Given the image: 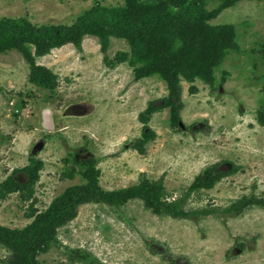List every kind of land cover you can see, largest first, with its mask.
<instances>
[{"label": "rangeland", "instance_id": "obj_1", "mask_svg": "<svg viewBox=\"0 0 264 264\" xmlns=\"http://www.w3.org/2000/svg\"><path fill=\"white\" fill-rule=\"evenodd\" d=\"M156 1L172 16L185 3ZM97 5L125 2L0 0V21L72 27ZM142 9L129 10L132 22ZM203 10L217 12L205 25L232 28L233 40L220 66L204 75L208 82L179 71L181 98L172 106H165L168 74L140 77L139 70L184 53L178 38L188 30L179 24L118 29L107 51L93 36L80 49L68 44L42 56L25 43L36 65L58 78L54 90L30 82L31 63L21 51L0 53V186L12 176L26 184L32 156L44 163L33 196L14 191L0 201L1 227L28 230L69 189L90 186L89 164L80 162H95L105 192L162 187L155 206L141 194L82 205L40 264H264V207L244 203L264 199V0H207ZM46 110L54 113V130L44 126ZM218 164L236 172L192 190ZM12 255L0 243V264H11Z\"/></svg>", "mask_w": 264, "mask_h": 264}, {"label": "trees", "instance_id": "obj_2", "mask_svg": "<svg viewBox=\"0 0 264 264\" xmlns=\"http://www.w3.org/2000/svg\"><path fill=\"white\" fill-rule=\"evenodd\" d=\"M125 7L119 8H103L101 5L93 7L79 17L77 22L72 27H36L27 19H4L0 21V53L8 50L17 49L21 51L31 63L30 82L32 84L54 90L57 87L58 78L47 68L36 65L32 58L30 47L25 46V43H32L36 46V52L42 56L48 54L52 49L62 48L65 45L73 44L78 49L81 48L85 37H97L104 51H107L110 42V37L113 35L119 36L118 29H127L129 32H134L137 28H151L156 23L167 24L175 23L184 26L186 34L180 33L179 42L182 43L184 53L173 58L165 53L161 59V63L155 62L143 69L139 70L140 77H148L155 73L168 74L171 82L172 94L169 100L165 101V106H172L175 100L181 98V90L179 87V71L191 73L192 80L197 76L204 78L211 72L212 67H219L223 61L224 50L231 46L233 35H228L231 31L227 26L210 28L205 25V21L212 17L213 14L207 13L203 8L207 0H184L183 9L177 11L176 16H172L168 12L169 6H164L165 3L156 0H123ZM179 0H174L177 7L181 5ZM224 3H236L238 0H219ZM170 5V6H171ZM144 8L136 22H132L128 17L129 10L134 7ZM180 28L178 25L174 28ZM142 38V35L138 39ZM220 53L219 57L215 56ZM214 69V68H213ZM195 77V78H194ZM204 79L208 82V76ZM150 110H154L152 107ZM177 111V110H176ZM180 111V110H179ZM179 111L175 113L174 125L179 126L181 121ZM153 113L146 112L141 115V120L146 121ZM259 122L264 126V104L258 112ZM81 164H89V171L86 173V179H91L93 183L87 187H76L69 189L62 197L53 203L51 209L46 214H41L38 217L35 225L25 231L13 232L5 227L0 226V243L5 245L13 256L11 264H40L38 257L41 253L48 251L50 247L58 242V230L70 221L75 219L78 214V209L82 205L93 202H108L116 204L124 197L128 198L139 197L141 194L143 199L147 200L150 206H155L160 203L162 197V187L147 189L131 188L124 191L105 192L100 186L99 171L95 162H80ZM44 163L33 157L30 160L23 172L28 175L26 184H20L12 176L6 183L0 186V201L5 200L7 196L14 192L20 191L28 197L34 195V190L37 181L40 178ZM236 170L228 172L220 167V165L212 166L203 175L196 179L192 190L200 188H212L221 180L235 173ZM155 186V185H153ZM246 205L256 204L264 207V199L246 200ZM173 207H176L173 206ZM76 256H80L76 252Z\"/></svg>", "mask_w": 264, "mask_h": 264}, {"label": "water", "instance_id": "obj_3", "mask_svg": "<svg viewBox=\"0 0 264 264\" xmlns=\"http://www.w3.org/2000/svg\"><path fill=\"white\" fill-rule=\"evenodd\" d=\"M53 114L52 110H46L44 112V126L47 130H54Z\"/></svg>", "mask_w": 264, "mask_h": 264}]
</instances>
